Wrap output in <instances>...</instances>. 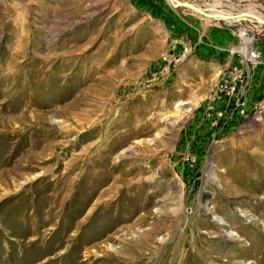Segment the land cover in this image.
I'll use <instances>...</instances> for the list:
<instances>
[{
	"label": "rangeland",
	"instance_id": "1",
	"mask_svg": "<svg viewBox=\"0 0 264 264\" xmlns=\"http://www.w3.org/2000/svg\"><path fill=\"white\" fill-rule=\"evenodd\" d=\"M179 1L0 0V264H264V0Z\"/></svg>",
	"mask_w": 264,
	"mask_h": 264
},
{
	"label": "water",
	"instance_id": "2",
	"mask_svg": "<svg viewBox=\"0 0 264 264\" xmlns=\"http://www.w3.org/2000/svg\"><path fill=\"white\" fill-rule=\"evenodd\" d=\"M175 6L178 7H186L189 10H195L198 13L202 14L203 16H206L208 18H213V19H217V20H233V19H238V18H242L243 17H247L249 14H244V15H235V16H228L225 14H220V13H207L202 9H199L198 7H196L194 4L190 3V2H181L179 0H171ZM254 19H256L257 21H259L260 23H264V19L257 17V16H252Z\"/></svg>",
	"mask_w": 264,
	"mask_h": 264
},
{
	"label": "bare ground",
	"instance_id": "3",
	"mask_svg": "<svg viewBox=\"0 0 264 264\" xmlns=\"http://www.w3.org/2000/svg\"><path fill=\"white\" fill-rule=\"evenodd\" d=\"M170 1H171V0H170ZM171 2H172V1H171ZM173 4H174V3H173ZM219 5H220V4H219ZM219 5H218V6H219ZM215 6H216V5H215ZM198 8L201 9L200 7H198ZM210 13H211V12H210ZM212 13L216 14V13H218V12L214 11V12H212ZM251 56H252V54H251ZM220 221H221V220H220ZM220 223H221V224H224V225L226 224L225 220L221 221Z\"/></svg>",
	"mask_w": 264,
	"mask_h": 264
}]
</instances>
